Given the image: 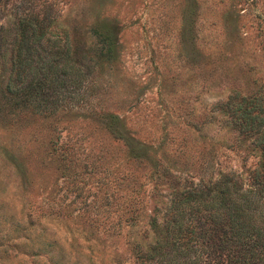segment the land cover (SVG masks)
Masks as SVG:
<instances>
[{
	"label": "rangeland",
	"instance_id": "1",
	"mask_svg": "<svg viewBox=\"0 0 264 264\" xmlns=\"http://www.w3.org/2000/svg\"><path fill=\"white\" fill-rule=\"evenodd\" d=\"M73 37L90 20L116 24L118 61L99 81L106 111L124 122L145 160L126 155L95 120L26 116L2 96L19 6ZM264 90V0H0V264H144L151 219L190 181L232 171L244 184L261 161L252 138L213 108L230 92ZM74 143L76 161L49 153ZM157 162L159 164H157ZM179 177L171 182L161 169Z\"/></svg>",
	"mask_w": 264,
	"mask_h": 264
},
{
	"label": "trees",
	"instance_id": "2",
	"mask_svg": "<svg viewBox=\"0 0 264 264\" xmlns=\"http://www.w3.org/2000/svg\"><path fill=\"white\" fill-rule=\"evenodd\" d=\"M19 6L18 25L9 40L11 65L2 96L15 109V128L26 116L49 119L56 130L63 116L95 119L114 139L122 140L132 160L147 159L145 145L133 143L124 122L106 111L99 99L101 75L116 65L121 43L116 24L90 20L56 37L52 28L55 10L44 14ZM213 108L226 114L231 126L252 138L259 148L260 164L244 184L232 171L216 178L190 181L174 191L165 207L151 219L155 240L147 248L137 243L144 264H264V90L246 95L230 92ZM49 153L76 161L74 143L60 135L49 139ZM157 164H159L157 162ZM171 182L179 177L161 169Z\"/></svg>",
	"mask_w": 264,
	"mask_h": 264
}]
</instances>
